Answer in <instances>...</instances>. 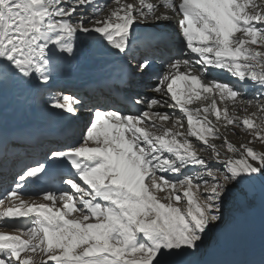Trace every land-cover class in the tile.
I'll list each match as a JSON object with an SVG mask.
<instances>
[{
  "label": "snow or ice",
  "instance_id": "6c2138e0",
  "mask_svg": "<svg viewBox=\"0 0 264 264\" xmlns=\"http://www.w3.org/2000/svg\"><path fill=\"white\" fill-rule=\"evenodd\" d=\"M21 96L82 128L0 195V264H264V0H0L4 160Z\"/></svg>",
  "mask_w": 264,
  "mask_h": 264
},
{
  "label": "bare ground",
  "instance_id": "6f19581e",
  "mask_svg": "<svg viewBox=\"0 0 264 264\" xmlns=\"http://www.w3.org/2000/svg\"><path fill=\"white\" fill-rule=\"evenodd\" d=\"M150 31H154V30L150 29ZM105 71H114V69L109 64L105 68ZM100 75H101V71L97 68L77 69L74 72L59 77L54 82L53 87L56 84H61L62 86L65 84L67 87L72 88V90L68 92L69 94H74L80 97H84L86 96L87 93L85 91L77 90V88H79L80 85L76 80L85 81V83H87L89 81L95 80L96 77ZM220 78L222 79L223 82H227V80L229 79L226 75ZM60 91L61 90H58L57 92ZM251 95L252 93L249 92V96ZM44 99H46V97ZM40 102L41 101L38 100V96L27 97V98L21 96L18 99H16L14 102H12L10 104L9 117L7 120V128L8 129L19 128L20 131L23 132L27 131V133L29 134L32 132L38 133L37 135H35V138L40 141L35 145V148H37L40 152H42L47 149L46 145L49 144L44 141L45 139L44 137L49 135H56L59 139H61L62 135L55 134L54 132L57 131L58 129H62L64 126L70 123V121L73 118H71L70 115L66 113L63 116H61L59 114V110H52V112H48L44 106L40 105ZM113 104L115 105V107L118 108L122 107V105H120V103H117L116 101H114ZM81 128H82V120H79V123L77 124L73 135L66 137L64 141H60L56 144H52V146L61 147L62 145L69 143L71 140L79 139ZM15 141H16V147L8 151L7 160H4L5 146L2 147L0 146L2 150L1 158H0V167L4 169V178H6L5 185L7 187H9L14 182L13 171L15 170V168L13 167V162L14 159L16 158L15 156L24 153L26 149L30 147L28 145H24L22 143L21 138L15 139ZM13 153H15V155H13ZM24 198L29 199L35 197H32L30 195H25ZM7 230H11V229H7ZM258 243H259L258 233L254 240L251 238L242 240L236 249L237 256L239 258L251 257L253 251V245L258 246ZM220 258L221 259L231 258V254L222 253Z\"/></svg>",
  "mask_w": 264,
  "mask_h": 264
},
{
  "label": "rangeland",
  "instance_id": "374dc122",
  "mask_svg": "<svg viewBox=\"0 0 264 264\" xmlns=\"http://www.w3.org/2000/svg\"><path fill=\"white\" fill-rule=\"evenodd\" d=\"M78 83L80 82L79 80H76ZM65 85V84H64ZM63 85V86H64ZM62 85L61 84H56L54 87H53V92H57L58 90H62ZM38 100H40L41 102H40V105L41 106H44L45 107V109L48 111V112H52V110H50L49 108H48V106L44 103V100L41 98V97H39L38 96ZM251 111H254V109H252V108H248V112H251ZM245 113L244 112H242V111H237V115L238 116H243ZM45 130H48V129H45ZM221 131L222 132H225V129L223 128V127H221ZM226 135H227V137H228V139L231 141V142H233V143H235V144H237V145H239V143H241V142H245L246 140H247V136L243 133V132H241L239 129H236L235 131H233V130H228L226 133H225ZM257 148H259V145H257ZM249 258H251V257H249Z\"/></svg>",
  "mask_w": 264,
  "mask_h": 264
}]
</instances>
